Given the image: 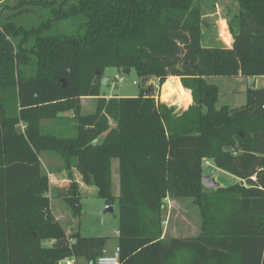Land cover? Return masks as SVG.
Masks as SVG:
<instances>
[{"label":"trees","instance_id":"1","mask_svg":"<svg viewBox=\"0 0 264 264\" xmlns=\"http://www.w3.org/2000/svg\"><path fill=\"white\" fill-rule=\"evenodd\" d=\"M15 1L8 16L9 0H0V264H95L105 253V237L67 235L53 216L42 152L67 173L56 195L73 215L81 209L74 173L111 206L118 160L119 264H264V88L249 89L239 108H216L218 88L206 82L264 77V0H233L231 47L202 45L197 0ZM27 5L47 19L17 24ZM65 22L77 32L47 33ZM109 68L160 86L176 77L192 103L177 113L145 89L101 97ZM82 98L96 101L93 113H81ZM68 112L74 137L41 133V121ZM208 161L239 182L205 188ZM167 199L193 201L197 235L163 236Z\"/></svg>","mask_w":264,"mask_h":264},{"label":"rangeland","instance_id":"2","mask_svg":"<svg viewBox=\"0 0 264 264\" xmlns=\"http://www.w3.org/2000/svg\"><path fill=\"white\" fill-rule=\"evenodd\" d=\"M16 1L9 0V9H5V14L10 15V13H15L18 10H14ZM196 4L199 5L202 9V14L204 17L203 21L205 24H213L214 19L218 18L216 14L218 13L221 17H226L232 11H236V2L233 0H197ZM26 10L28 12H23L22 15L13 17L17 24H21L25 27L35 26L42 20H46L45 17L40 16V9L33 7L32 5H27ZM40 13V14H39ZM45 15V14H43ZM214 15V16H213ZM211 17V18H210ZM204 29V26L202 27ZM59 32L63 34H74L77 32L76 28L66 24L61 23L56 26H53L51 30L47 33ZM219 32L221 37L226 41L229 38L228 32L224 22L219 23ZM213 36L209 35L208 31H204L202 36L203 44L211 41ZM211 39V40H210ZM105 76L110 78V81L107 85H101L100 94L104 98H134L137 97L141 89H153V96L157 101L166 103L168 106H174L175 111L179 113L181 110L178 107H182L183 98L180 97L177 104H171V102H165L161 99L162 96L168 95L171 96L175 91L180 93V80L176 77H168L163 84L159 85L156 78H148L143 80L131 70L128 75H123L114 68L106 69L104 72ZM115 76H118L122 79V82H119L115 79ZM135 82L136 84H133ZM208 84L217 86L218 88V98L216 102V108L222 106H228L229 108H239L246 104L248 98V91L250 86L253 84V80L245 78H225V77H211L206 79ZM257 85L255 88L264 87V78H259L257 80ZM162 88L161 91V87ZM172 92V93H171ZM96 101L91 98H82L80 100L81 113L91 114L95 110ZM178 106V107H177ZM41 133L50 134L58 137H74L76 135V123L71 118V113H64L59 115V118L55 120H43L40 123ZM41 160L42 170L45 173L50 174L52 179V185L49 190L50 197V208L53 216L59 220L63 229L67 235L72 233L79 232L83 237H105V254L107 256H112L117 248V217L119 212L118 204V194H119V175H118V160H111V193L115 197L114 203L109 206L112 211L107 210L108 206L105 204L104 200L97 197L96 188L94 186H86L81 183V177L78 175L77 182L80 183V204L81 209L79 215H73L71 208L67 205L62 199L56 195V186L55 179L57 177L61 178L63 171L55 172L60 166L61 161L59 157L55 154L48 152H42L39 155ZM209 167L205 165L203 168V176L212 175V179L219 185L221 182H227L232 179V176L229 174L216 169L210 161H208ZM54 183V184H53ZM167 207L165 213H163V222L164 227L166 226V237L178 236L184 238L185 236H191L197 233L198 220L197 215L191 211L184 208L189 212L188 220L189 226L182 224L180 222L181 218L177 214V210H174V205L170 201L166 202ZM178 212L183 213V209L180 205H177ZM168 219V222H167ZM168 223V224H167ZM167 224V225H166ZM185 225V226H184ZM165 229V228H164ZM78 264H84L83 259H78Z\"/></svg>","mask_w":264,"mask_h":264},{"label":"crops","instance_id":"3","mask_svg":"<svg viewBox=\"0 0 264 264\" xmlns=\"http://www.w3.org/2000/svg\"><path fill=\"white\" fill-rule=\"evenodd\" d=\"M214 16V15H213ZM216 16H218V18H216V19H214V25L213 24H209V25H207V24H203L202 25V27L204 26V29H202V36H203V34H204V31H208L209 32V35H211V36H213V37H211L212 38V40L211 41H209V42H207L205 45L203 44V41H202V36H201V43H202V45L203 46H206V47H217V46H226V47H231V43H232V36H231V34H230V32H229V28H228V25H227V21H226V17L224 18V17H221L218 13L216 14ZM204 17H206L204 14L202 15V20L204 19ZM211 18V17H210ZM220 22H224V24H225V26H226V30H227V32H228V35H229V38H227V40L225 41L222 37H221V35H220V32H219V23ZM237 78H241V77H237ZM259 78H264V77H258V78H253V79H247V80H249V82L250 81H252L253 80V84H255V86L257 85L256 83H257V80L259 79ZM165 85V84H164ZM251 87V86H250ZM162 88H164V86L162 87ZM264 88V87H263ZM255 89V88H254ZM188 92V91H187ZM172 93V92H171ZM188 94H189V96H190V93L188 92ZM168 95H170V94H168ZM168 95H164V96H161V99L163 98V97H167ZM179 95H180V97H182L183 98V105H182V107H178L181 111L180 112H182V111H184V110H186L187 108H188V106L192 103V99H191V96H190V101H189V103L185 106V104H186V100H185V98L183 97V95L181 94V93H179ZM180 99V98H179ZM179 99H178V101H179ZM178 101L177 100H175V101H173V102H171V104H177L178 103ZM41 161V160H40ZM47 175H48V178H49V189H50V187H51V185H52V179H51V176H50V174H48L47 173ZM61 175V178H59V177H57V176H55L56 177V181H55V186L57 187V186H60V185H63L64 183H66L67 181H68V177H67V173L66 172H62V174H60ZM79 175V174H78ZM78 175H76L75 173H74V178L77 180V178H79L78 177ZM231 176V175H230ZM239 182V180L237 179V178H235V177H233L232 176V179L231 180H229V181H227V182H220L219 183V186L220 187H223V188H225V187H228V186H231V185H234V184H236V183H238ZM54 184V183H53ZM168 201H170L171 203H173V205H174V210H177V214L180 216V218H181V220H180V222L183 224H185V225H187V226H189L188 224H189V218H188V216H189V212H187L184 208L186 207V209L187 210H189L190 208H191V211L192 210H194L193 211V213L195 214V215H197V220H198V225H197V228H198V231H197V233L196 234H194V235H191V236H195V235H197L199 232H200V216H199V211H198V209H197V207L195 206V204L193 203V201L191 200V199H180V200H173V199H167L166 200V202H168ZM177 205H180L181 207H182V209L184 210L183 211V213H180V212H178V208H177ZM166 207H167V203H166ZM166 210V209H165ZM164 213H165V211H164ZM54 215V214H53ZM56 219H57V217H56ZM164 219V218H163ZM58 220V219H57ZM59 221V220H58ZM164 222H165V220H164ZM164 222H163V236H166V233H165V230H166V226L164 227ZM167 222H168V219H167ZM168 224V223H167ZM166 224V225H167ZM184 225V226H185ZM165 228V229H164ZM170 237H178V236H170ZM185 237H189V236H185ZM104 255H106L105 253H104ZM107 256V255H106Z\"/></svg>","mask_w":264,"mask_h":264},{"label":"water","instance_id":"4","mask_svg":"<svg viewBox=\"0 0 264 264\" xmlns=\"http://www.w3.org/2000/svg\"><path fill=\"white\" fill-rule=\"evenodd\" d=\"M130 73L129 69L123 70L122 74L123 75H128ZM97 75H100V72L97 73ZM110 81V78L108 76H102L101 78V85H107V83ZM255 88V84H252L250 87V90ZM147 94H149L150 96H153V89H147L146 91ZM102 139H96L93 141V145H97V144H101L102 143ZM212 175H207L204 176L201 180L202 185L207 188V189H215L217 188L219 185L212 179L211 177ZM240 184L242 185L243 182H240ZM107 210L112 211V209L108 206Z\"/></svg>","mask_w":264,"mask_h":264},{"label":"built area","instance_id":"5","mask_svg":"<svg viewBox=\"0 0 264 264\" xmlns=\"http://www.w3.org/2000/svg\"><path fill=\"white\" fill-rule=\"evenodd\" d=\"M115 79L118 80L119 82H122V79L118 76H115ZM133 84H136L135 82H133ZM157 100V99H156ZM209 167V164L206 162L205 164H203V166ZM118 254H119V250L118 248L115 249V252L112 256H100L97 258L95 264H119V258H118ZM75 260L74 258L65 260L59 264H74Z\"/></svg>","mask_w":264,"mask_h":264},{"label":"bare ground","instance_id":"6","mask_svg":"<svg viewBox=\"0 0 264 264\" xmlns=\"http://www.w3.org/2000/svg\"><path fill=\"white\" fill-rule=\"evenodd\" d=\"M162 87H161V91H162ZM161 96H162V93H161ZM179 98H180V95H179L178 91H175V93H173L171 96H169V97H163L162 100L165 101V102H173L175 100L178 101Z\"/></svg>","mask_w":264,"mask_h":264}]
</instances>
